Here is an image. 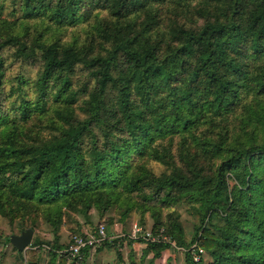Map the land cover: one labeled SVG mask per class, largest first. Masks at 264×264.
<instances>
[{"label": "trees", "instance_id": "obj_1", "mask_svg": "<svg viewBox=\"0 0 264 264\" xmlns=\"http://www.w3.org/2000/svg\"><path fill=\"white\" fill-rule=\"evenodd\" d=\"M5 3L20 18H2ZM92 16L82 44L43 38ZM16 20L40 29L27 39ZM0 25V216L31 230L41 219L52 236L24 264L40 251L67 264L64 215L88 223L112 208L138 210L139 224L147 211L184 264H264V0H0ZM4 51L34 76L8 87ZM181 201L196 220L188 242L171 210ZM145 243L149 264L170 248ZM194 243L208 261L192 260Z\"/></svg>", "mask_w": 264, "mask_h": 264}, {"label": "rangeland", "instance_id": "obj_2", "mask_svg": "<svg viewBox=\"0 0 264 264\" xmlns=\"http://www.w3.org/2000/svg\"><path fill=\"white\" fill-rule=\"evenodd\" d=\"M5 9L2 12V18L7 19L8 21H12L14 18H20V13L16 12L15 15L11 18L8 16V13L11 10V6L8 3H5ZM37 20H28L26 21V33L22 27L17 25L16 20V31L21 34H24L25 38L31 39L37 34V30L35 28L40 29L39 23ZM94 24V17L92 16L87 23L76 25L74 27H65V28H56L54 26H50L48 29L42 31L43 38L47 37L49 40L54 41L57 40L60 43L70 42L72 39L76 38L78 42L81 44L86 40V32L90 31L89 26ZM1 26V25H0ZM7 29L5 27H0V37H4V31ZM86 42V41H85ZM4 59V75L7 79L6 85L14 83V78L18 73H23L25 78L30 79L35 74L36 64L30 63L31 65H23L20 61H16L11 51L2 52ZM83 75H81V79L84 80ZM10 100V99H9ZM235 124V121H233ZM44 124V123H43ZM35 130V129H34ZM44 134L47 133L46 130H43ZM177 139H175L176 141ZM146 165L154 172L158 173L162 170V166L156 164L152 161L147 160ZM139 204V199L137 197L132 196V201ZM186 203L181 201L179 204L172 206L171 210L176 211L179 214V221L183 228L184 239L188 242L192 236L193 226L195 225V217L189 215ZM124 208H112L110 209L103 217H99L94 209L89 211L90 220L89 222H85L84 218L80 215H73L70 213H66L63 217V223L61 224L58 235V243L56 245V249L59 247H64L72 234L82 233L83 229L87 227H95L99 223H103L106 228L107 235L109 238L106 241L117 240L120 242L115 244L112 249L104 246V247H96L92 250H89L87 256L83 257L81 261H67V264H115L116 263V255L115 249L118 248L121 257L124 258V262L127 264H149V260L142 256L140 260L135 262H129L126 260V256L131 254L129 247L133 243L137 244H145V240L141 237L132 238L131 230L132 225H138L143 231H150L151 220L149 218V214L146 211L142 216L143 224H139L140 215L138 210H131L128 215L122 216V212ZM166 210H163L165 212ZM122 216V217H121ZM33 218H35L33 216ZM36 219V218H35ZM30 221V218L26 220V225L21 227V221L17 218L13 220L8 219L7 217L0 216V264H24V259L26 258L25 251L30 248V245L23 251L21 254H17L13 249L9 242H4L5 237H10L11 235H19L21 230L27 228V225ZM34 238H38L42 241H51V233L49 231V227L43 223L41 219L37 218L36 227L32 229V237L30 243ZM138 238L141 241H138ZM125 243L126 245H123ZM45 247V245H43ZM128 246V247H127ZM137 246V245H136ZM101 247V248H100ZM33 248V247H32ZM146 249V248H145ZM43 250H46L43 248ZM183 251H176L177 261L176 264H184ZM46 251H40V262L39 264H46ZM134 254V252H133ZM133 256V255H132ZM204 261H208V256L205 252L201 255Z\"/></svg>", "mask_w": 264, "mask_h": 264}, {"label": "built area", "instance_id": "obj_3", "mask_svg": "<svg viewBox=\"0 0 264 264\" xmlns=\"http://www.w3.org/2000/svg\"><path fill=\"white\" fill-rule=\"evenodd\" d=\"M131 234L132 238L141 237L145 240V242L150 243H168L170 248L175 251H184L182 248L176 247L172 241L167 239L163 235L162 229H159L156 233H152L151 231H143L138 225L133 224ZM108 238L109 236L107 235L105 225L103 223H99L85 232L72 234L68 243L64 247L58 248L56 253L58 255H66L69 260L79 261L82 259L83 250H92L100 246ZM43 248L47 249L46 247ZM189 249L191 251L193 261H198L204 252L202 249L197 247L195 243L192 244Z\"/></svg>", "mask_w": 264, "mask_h": 264}, {"label": "crops", "instance_id": "obj_4", "mask_svg": "<svg viewBox=\"0 0 264 264\" xmlns=\"http://www.w3.org/2000/svg\"><path fill=\"white\" fill-rule=\"evenodd\" d=\"M91 228H93V227L89 226V227L83 229L82 232H85ZM123 245H126V244L123 243ZM108 248L112 249L111 246ZM129 249H131L130 250L131 254L129 256H126V258H127L126 260H129V262H135L136 259L140 260L142 258V256L145 257L149 261L152 259L153 253L150 249L145 247V244L133 243L132 245H130ZM133 252H134V254H133ZM120 256H121V254H120ZM121 259H122V262L119 263L116 260L115 264H127L126 261L124 262V258L121 257ZM176 261H177L176 251L172 248H166L160 252L159 257L155 258L151 264H176Z\"/></svg>", "mask_w": 264, "mask_h": 264}, {"label": "water", "instance_id": "obj_5", "mask_svg": "<svg viewBox=\"0 0 264 264\" xmlns=\"http://www.w3.org/2000/svg\"><path fill=\"white\" fill-rule=\"evenodd\" d=\"M32 237V230L26 228L19 235H11L9 243L18 251L25 250L29 245Z\"/></svg>", "mask_w": 264, "mask_h": 264}]
</instances>
